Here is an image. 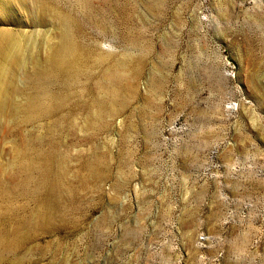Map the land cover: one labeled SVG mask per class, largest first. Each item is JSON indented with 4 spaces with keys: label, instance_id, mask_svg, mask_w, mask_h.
<instances>
[{
    "label": "rangeland",
    "instance_id": "obj_1",
    "mask_svg": "<svg viewBox=\"0 0 264 264\" xmlns=\"http://www.w3.org/2000/svg\"><path fill=\"white\" fill-rule=\"evenodd\" d=\"M0 264H264V0H0Z\"/></svg>",
    "mask_w": 264,
    "mask_h": 264
},
{
    "label": "bare ground",
    "instance_id": "obj_2",
    "mask_svg": "<svg viewBox=\"0 0 264 264\" xmlns=\"http://www.w3.org/2000/svg\"><path fill=\"white\" fill-rule=\"evenodd\" d=\"M78 49L77 47L68 42V43H65L61 48L60 50L58 51L57 53V56H55V58L52 59L51 63L56 67L55 72H62V73H66V71L63 69V66L64 65H68V64H76L75 61H66V62H69L67 64H65L66 62H62L61 61V55H64V54H72V57H77L79 56L78 55ZM62 108V104H58L57 108H52L51 106L50 107H46V104L42 103L41 100H39L38 103H35L34 105L30 106V110H34L35 112L39 113L40 115H44V114H49V113H53L55 112L56 110L58 109H61ZM41 118V117H40Z\"/></svg>",
    "mask_w": 264,
    "mask_h": 264
}]
</instances>
